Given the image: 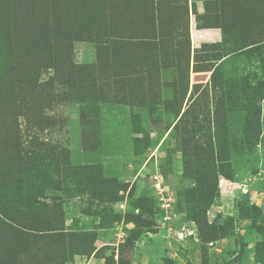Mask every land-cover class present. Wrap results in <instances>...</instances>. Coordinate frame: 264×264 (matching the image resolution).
<instances>
[{"label": "rangeland", "instance_id": "obj_1", "mask_svg": "<svg viewBox=\"0 0 264 264\" xmlns=\"http://www.w3.org/2000/svg\"><path fill=\"white\" fill-rule=\"evenodd\" d=\"M0 264H264V0H0Z\"/></svg>", "mask_w": 264, "mask_h": 264}, {"label": "trees", "instance_id": "obj_2", "mask_svg": "<svg viewBox=\"0 0 264 264\" xmlns=\"http://www.w3.org/2000/svg\"><path fill=\"white\" fill-rule=\"evenodd\" d=\"M25 243H27V240L25 239ZM24 244V243H23ZM48 260V259H47ZM49 262H51V261H47V263H49Z\"/></svg>", "mask_w": 264, "mask_h": 264}, {"label": "crops", "instance_id": "obj_3", "mask_svg": "<svg viewBox=\"0 0 264 264\" xmlns=\"http://www.w3.org/2000/svg\"><path fill=\"white\" fill-rule=\"evenodd\" d=\"M186 1H188V0H186ZM192 2H194V0H190V3L192 4Z\"/></svg>", "mask_w": 264, "mask_h": 264}, {"label": "built area", "instance_id": "obj_4", "mask_svg": "<svg viewBox=\"0 0 264 264\" xmlns=\"http://www.w3.org/2000/svg\"><path fill=\"white\" fill-rule=\"evenodd\" d=\"M157 179V178H156Z\"/></svg>", "mask_w": 264, "mask_h": 264}]
</instances>
